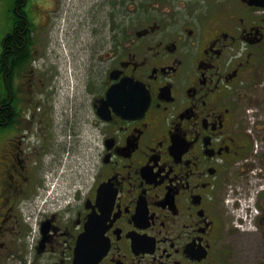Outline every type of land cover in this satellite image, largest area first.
Segmentation results:
<instances>
[{
    "label": "flooded vegetation",
    "instance_id": "flooded-vegetation-1",
    "mask_svg": "<svg viewBox=\"0 0 264 264\" xmlns=\"http://www.w3.org/2000/svg\"><path fill=\"white\" fill-rule=\"evenodd\" d=\"M86 1L59 119L63 0H0V264H264V0Z\"/></svg>",
    "mask_w": 264,
    "mask_h": 264
},
{
    "label": "rangeland",
    "instance_id": "rangeland-1",
    "mask_svg": "<svg viewBox=\"0 0 264 264\" xmlns=\"http://www.w3.org/2000/svg\"><path fill=\"white\" fill-rule=\"evenodd\" d=\"M88 8L86 0H63V11L54 23L51 35L48 33L50 35L48 61L52 63L51 68L55 69L57 76L54 77L56 86L53 94L57 101L56 112L59 119L63 117L60 114L62 109H66L65 114L69 113L67 109L71 108L72 100L75 98L72 86H76L77 78H83L89 54L97 45L93 44L95 38L92 31L99 30L101 25L98 23L102 22V18L99 16V20L92 22ZM46 36L47 33H43L44 39ZM232 259L235 264H250L237 253L232 255Z\"/></svg>",
    "mask_w": 264,
    "mask_h": 264
}]
</instances>
